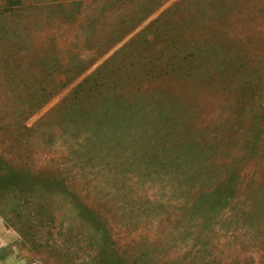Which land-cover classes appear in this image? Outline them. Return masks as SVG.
<instances>
[{"label":"rangeland","instance_id":"rangeland-1","mask_svg":"<svg viewBox=\"0 0 264 264\" xmlns=\"http://www.w3.org/2000/svg\"><path fill=\"white\" fill-rule=\"evenodd\" d=\"M0 264H264V0H0Z\"/></svg>","mask_w":264,"mask_h":264}]
</instances>
